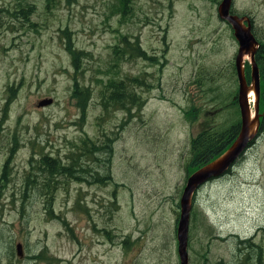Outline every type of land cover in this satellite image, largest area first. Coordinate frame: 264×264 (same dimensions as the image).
Here are the masks:
<instances>
[{
  "label": "rangeland",
  "instance_id": "rangeland-1",
  "mask_svg": "<svg viewBox=\"0 0 264 264\" xmlns=\"http://www.w3.org/2000/svg\"><path fill=\"white\" fill-rule=\"evenodd\" d=\"M219 1L131 0L124 20L116 0H0V108L5 84L19 86L0 123V264H33L27 256L40 245L52 254L49 264H178V198L186 171L194 169L189 159L202 153L192 150L191 139L239 118L231 67L236 40L216 14ZM231 5L251 17L253 33L264 40V0ZM122 39L136 42L150 60L119 55ZM71 48L85 52L80 72ZM242 60L250 71L248 57ZM128 75L149 83L137 110L103 111L101 83ZM74 81L90 89L83 115ZM81 138L106 145L108 153L96 151L92 161L78 156L83 181L60 179L48 190L39 182L44 173L34 170L36 187L24 182L32 170L27 160L33 165L46 152L68 162ZM105 172L110 180L96 182ZM85 206L93 226L108 228L111 239L91 228ZM187 237L188 264H238L250 251L241 252L238 240L247 238L260 245L264 264V129L229 169L197 189ZM255 261L253 251L243 264Z\"/></svg>",
  "mask_w": 264,
  "mask_h": 264
},
{
  "label": "trees",
  "instance_id": "trees-1",
  "mask_svg": "<svg viewBox=\"0 0 264 264\" xmlns=\"http://www.w3.org/2000/svg\"><path fill=\"white\" fill-rule=\"evenodd\" d=\"M131 0H116V9L120 13L121 17L120 19L125 20V13H128L129 9V3ZM122 46L124 48L120 49V47L116 46V50L119 49L120 52L119 55L126 54L127 58H142L145 60H150L149 56H146L144 54V50H142L136 42H129L126 39H122ZM260 45L257 48V53L254 58V62L257 66V69L260 71V79L264 74V40L263 38L259 41ZM113 51H115V48L113 47ZM116 52V51H115ZM70 55V62L73 67L74 72H80V58L85 55V52L81 50H73L72 48L69 50ZM113 67V66H111ZM105 72H110V69H107ZM248 66H246L245 69V80L248 82L249 76H248ZM77 81H74L72 85V96L76 98V106L80 110L81 115L84 112V106H86L88 100L90 99V89L86 86H83L81 84L76 83ZM263 83V82H262ZM149 83L146 82V78L138 75H128L123 78H112L108 77L106 81L102 82L99 89L98 94L99 95V104L103 111H106L110 108L113 109H123L128 110L126 112L130 111L131 108H137L140 105V99L139 96L144 90H147ZM138 88V89H135ZM136 91V92H135ZM264 94V93H263ZM261 97H264L263 95ZM260 97V98H261ZM235 99V98H234ZM261 101V99H260ZM237 100H233V104ZM262 102V101H261ZM236 107V106H235ZM237 111V109H236ZM238 113V112H237ZM239 129V118L230 123L227 127H224L222 130H202L198 132V134L192 138L191 140V148L192 150L198 151L199 149L202 150V153H199L195 156V158H190V163L193 164L194 169L201 166L202 164L206 163L213 157L217 156L219 153H221L228 145L229 143L234 139ZM264 129V114L262 118V122L259 123L258 132H262ZM80 143L77 146V151L73 152L70 151L69 155L66 154L65 158L68 160V162L59 161L58 157H49L48 155H42L39 158V163L37 166L38 171L45 172L46 176L43 181V185L47 188H50L51 190L56 187L57 182H62L60 179H74L76 181H83L85 176V166L84 162L80 161L78 156L83 154L82 156H85L86 161H92V159L96 158L95 153L96 151L106 152V145L96 146L92 141H89L91 139L84 138L80 139ZM108 140V139H106ZM87 155H86V154ZM194 153V151H193ZM93 155V158L91 159L89 155ZM108 155V153H107ZM97 159V158H96ZM102 162L106 161V158H101ZM85 161V160H83ZM193 168L189 171H186V174H189L194 170ZM91 175V174H90ZM102 177H105L106 179H109L108 173L105 172L101 176H95L93 178L97 179L96 182H99ZM25 183L33 184L32 176L25 178ZM178 206V205H177ZM192 215V212H191ZM64 224V222H63ZM66 225V223L64 224ZM69 229V228H68ZM238 244L241 245V252L243 249H249L250 251L246 250V255L239 259L238 264H243L244 259L246 256L248 257L249 252H253L255 254V263L260 264L262 259L261 254V247L260 245H257L256 243H253L250 238L247 239H239ZM255 249V250H254ZM240 252V253H241ZM239 253V254H240Z\"/></svg>",
  "mask_w": 264,
  "mask_h": 264
},
{
  "label": "water",
  "instance_id": "water-1",
  "mask_svg": "<svg viewBox=\"0 0 264 264\" xmlns=\"http://www.w3.org/2000/svg\"><path fill=\"white\" fill-rule=\"evenodd\" d=\"M232 0H220L216 6V14L219 19L228 23L232 29V35L237 43V51L234 57V67L237 77L236 100L239 109V129L234 139L217 156L202 164L185 179L183 188L178 198V219L176 222L175 239L178 264H188L187 235L189 212L192 203V195L196 188L211 177H215L229 169L243 151L254 141L259 134V75L254 62V52L259 46L250 31L251 23L247 16H237L229 13ZM246 55L250 64V80L247 84L243 73L242 56ZM252 88L253 111L250 112L248 103V90ZM47 102L40 101V104ZM19 247L16 252L19 254Z\"/></svg>",
  "mask_w": 264,
  "mask_h": 264
},
{
  "label": "flooded vegetation",
  "instance_id": "flooded-vegetation-1",
  "mask_svg": "<svg viewBox=\"0 0 264 264\" xmlns=\"http://www.w3.org/2000/svg\"><path fill=\"white\" fill-rule=\"evenodd\" d=\"M229 13H232V14H235V15H237V16H247V15H245V14H239L238 12H236V11H234V10H232V5L230 6V9H229ZM248 17V16H247ZM249 18V17H248ZM249 20H250V23H251V27H250V31H251V33H252V35L254 36V38L256 39V41L258 42V44L260 45V40L262 39V37H260V36H258L256 33L254 34L253 33V21L251 20V17L249 18ZM224 22V21H223ZM225 23V22H224ZM230 28V27H229ZM231 34H232V31H231ZM262 34V33H261ZM256 35V36H255ZM233 36V35H232ZM236 43V42H235ZM236 46H237V43H236ZM259 47V46H258ZM257 47V48H258ZM256 48V50H255V52H254V56H255V54L257 53V49ZM236 51H237V48H236ZM236 51H235V54H236ZM235 54H234V56H233V63H232V71H233V75L235 76V78H237L236 77V72H235V67H234V57H235ZM244 62V61H243ZM243 73H244V77H245V66H244V64H243ZM18 85L16 86V85H11V84H5V86H4V98H3V103H2V105H1V108H0V114H1V117H0V123L3 121V118H2V116H4L5 114H4V112L6 111L7 112V110H8V108H9V106H10V103L11 102H13V98L15 97V94L17 93V90H18ZM42 101H44V102H47L46 104H48V103H50V100H41V102ZM39 156L34 160V164L33 165H31L30 164V160H27V162H28V165L29 166H31V168H32V170L31 171H27V173L26 174H30L31 176H32V181H33V184L31 183V186L32 187H36V185H35V180L33 179V176H34V170H37L38 171V169H37V166H38V163H39V158H40V156H42V155H48L49 157H53V156H51L50 154H48V153H46V152H44V153H41V152H39V154H38ZM40 172H42V173H44L42 176V178L40 179V183H41V185H42V188H46V189H48V190H51L50 188H47V187H45L42 183H43V181H44V179H45V176H46V174H45V172L43 171V169H41V171ZM84 174V176L86 177V173L84 172L83 173ZM187 175L188 174H185L184 175V177H183V185H184V182H185V179H186V177H187ZM91 176H93V175H91ZM4 178V174H3V167H2V165H1V168H0V179H3ZM85 179V178H84ZM109 180H110V177H109ZM209 180V179H208ZM24 182H25V179H24ZM206 182V181H205ZM204 182V183H205ZM200 186H198L197 188H196V190L193 192V195H192V203L191 204H193V202H194V200H195V194H196V192H197V189L199 188ZM183 188V187H182ZM24 192V191H23ZM22 194V193H21ZM22 196V195H21ZM49 208H51V207H49V205H46V207H45V209H47V211H45L46 212V215H47V217L49 218L51 215L49 214V212L50 211H48V209ZM95 210L97 209V208H94ZM83 210H84V214H85V218L87 219L88 218V220L89 221H91V219H90V212H88L87 211V207L85 206V208H83ZM99 210V209H98ZM191 212H192V210H191ZM93 223H94V221L92 222L91 221V228L94 230H96V233H98V232H102V234H104L103 236L107 239V240H109V239H111V237H110V235H109V230H108V228H102L101 230L100 229H97L96 228V226L94 225L93 226ZM188 238V237H187ZM121 243H122V248H123V245H127V243H124V241H121ZM16 246H18L19 248V254H18V257L19 258H21V259H23L24 258V254L22 253L23 252V243H19V242H17L16 244H15ZM129 246V245H128ZM29 259H32V262H33V264H41V263H44V264H49L50 262H52V260H53V258H52V254H50V252H48V248L46 247V246H38L37 247V251L35 252V253H33V254H30V255H28L27 256Z\"/></svg>",
  "mask_w": 264,
  "mask_h": 264
},
{
  "label": "bare ground",
  "instance_id": "bare-ground-1",
  "mask_svg": "<svg viewBox=\"0 0 264 264\" xmlns=\"http://www.w3.org/2000/svg\"><path fill=\"white\" fill-rule=\"evenodd\" d=\"M250 94H251V92H248V93H247L248 97H249ZM251 97H252V96H251Z\"/></svg>",
  "mask_w": 264,
  "mask_h": 264
}]
</instances>
